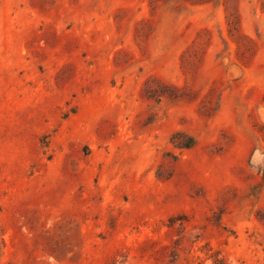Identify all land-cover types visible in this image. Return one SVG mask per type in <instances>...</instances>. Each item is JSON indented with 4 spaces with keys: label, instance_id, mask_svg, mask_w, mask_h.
Wrapping results in <instances>:
<instances>
[{
    "label": "rangeland",
    "instance_id": "374dc122",
    "mask_svg": "<svg viewBox=\"0 0 264 264\" xmlns=\"http://www.w3.org/2000/svg\"><path fill=\"white\" fill-rule=\"evenodd\" d=\"M214 263L264 264V0H0V264Z\"/></svg>",
    "mask_w": 264,
    "mask_h": 264
},
{
    "label": "trees",
    "instance_id": "16d2710c",
    "mask_svg": "<svg viewBox=\"0 0 264 264\" xmlns=\"http://www.w3.org/2000/svg\"><path fill=\"white\" fill-rule=\"evenodd\" d=\"M193 144V141L191 140V141H189V142H187V143H184L182 146H184V147H189V146H191ZM214 264H223V263H214Z\"/></svg>",
    "mask_w": 264,
    "mask_h": 264
}]
</instances>
